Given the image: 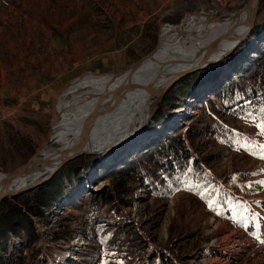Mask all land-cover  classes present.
I'll return each mask as SVG.
<instances>
[{
  "label": "rangeland",
  "instance_id": "1",
  "mask_svg": "<svg viewBox=\"0 0 264 264\" xmlns=\"http://www.w3.org/2000/svg\"><path fill=\"white\" fill-rule=\"evenodd\" d=\"M208 3L0 0V173L42 148L67 85L88 73L125 72L155 49L166 25L223 13ZM183 37L189 46L191 35ZM212 64L180 78L155 104L157 93L139 95L115 149L82 154L53 175L57 199L44 215L25 204L33 190L5 198L17 230L0 232V264H264V19ZM186 127L199 159L181 158L171 174L143 162V181L116 174Z\"/></svg>",
  "mask_w": 264,
  "mask_h": 264
},
{
  "label": "bare ground",
  "instance_id": "2",
  "mask_svg": "<svg viewBox=\"0 0 264 264\" xmlns=\"http://www.w3.org/2000/svg\"><path fill=\"white\" fill-rule=\"evenodd\" d=\"M200 17L202 20L193 22L191 26L187 24L193 21V17H188L183 25L177 27L164 26L161 31L159 49L136 72L139 76L136 79H139V82L120 94L108 98L100 96L127 80V71L115 78L112 74L88 73L67 85L57 100V110L61 113V120L55 131V140H58L61 146L55 152L53 161L60 159L62 147L70 146V143L78 140L79 135L86 142L72 145L65 151V154H71L79 147L89 152L97 149H115L129 132L131 107L134 100L146 92L148 94L160 92L172 78L174 69L188 67L198 47L209 43L229 26L228 22L208 20L210 16L200 15ZM209 28L215 33L208 41L203 42L196 39V33H203ZM185 32L192 38L189 46L183 37ZM226 44L225 42L220 43L213 56H218L227 46ZM202 53L203 51L197 56L199 59ZM162 68L167 71L160 73ZM183 112H185L184 109ZM3 174L0 173V179ZM41 174L43 172L36 174L32 179L36 180Z\"/></svg>",
  "mask_w": 264,
  "mask_h": 264
},
{
  "label": "water",
  "instance_id": "3",
  "mask_svg": "<svg viewBox=\"0 0 264 264\" xmlns=\"http://www.w3.org/2000/svg\"><path fill=\"white\" fill-rule=\"evenodd\" d=\"M260 1L261 0H247L244 5L237 9L224 11L221 15H211L210 17H208V20L210 21L228 22L229 26L224 32L216 36L209 43L198 47L196 54L188 67L177 70L174 69L172 71V78L168 81L165 87L157 93L154 104L160 97H162L168 91V89L174 83H176L183 76L190 74L194 71L203 69L212 63L219 62L221 59L225 58L227 55L233 52V50H235L236 47L251 34L253 28L255 27L259 12ZM192 14L194 13H189L187 17ZM180 25H183V22ZM222 42L227 43V46L223 48V51L220 50L221 53L218 56H213L216 54V50ZM160 43L161 37L159 39L158 45L153 51L145 55L143 58H141L135 64L125 70L128 73L127 80H124L123 82L115 86L113 90H107L105 93L100 94V96H104V98H108L109 96H116L127 88L131 87L132 85L137 84L139 82V79L137 80L136 78H139V76L136 75V72L145 61L149 60L154 56L156 51L159 49ZM202 51V56L199 59L197 56ZM165 68H162L160 73L166 72L167 70H165ZM121 73H114L112 74V76L113 78H115L121 75ZM61 92L58 93L56 99V111L58 114L57 118L52 122L49 134L47 135L42 148L39 149L24 165L20 166L14 171L4 173L1 177L0 204L7 197L17 196L19 194L32 190L33 188L48 181L64 164L82 154H96L102 151L113 150L97 149L94 152H89L79 147L71 154H65V151L71 148L72 145L77 144L79 142V144H84L86 142L85 139H81L79 135L78 140L70 143V146H63L61 151L62 155L60 159H58L56 162L53 161L55 152H57L58 149V147H56V143H58V140H55V131L56 128L59 126V122L61 120V113L57 110V100ZM41 172H43V174H41L36 180L32 179L33 176Z\"/></svg>",
  "mask_w": 264,
  "mask_h": 264
},
{
  "label": "trees",
  "instance_id": "4",
  "mask_svg": "<svg viewBox=\"0 0 264 264\" xmlns=\"http://www.w3.org/2000/svg\"><path fill=\"white\" fill-rule=\"evenodd\" d=\"M264 5V0L260 1V6H259V12H258V17H257V22L256 25H258L260 23V13H261V9L262 6ZM260 64V62L258 63ZM257 64V65H258ZM255 65V64H254ZM221 68V64H212L210 66H208L206 69H204V71H216L217 69ZM195 74L190 75L188 78L190 77H194ZM186 78L185 80H183L184 82H186V80L188 79ZM190 83L192 81V83L194 84H199V80L195 78H190ZM189 81V80H188ZM224 91V89H222V92ZM222 94V93H221ZM221 94L219 96H221ZM208 104V102H207ZM191 129L190 127H186V129H181L180 132H177L174 136H170L169 138H167V142L168 143H157L155 145H153L151 148H148L145 150V152L143 154L140 155V159L139 160H133L127 164H124L121 168H119L116 174H119L123 177H126L127 180L128 179H133L135 178L137 181H143L145 175L148 177L147 173L144 174L140 168V165L145 162V164L148 165V163L151 162H155V170L153 171V166H146L147 168H151L152 169L150 171H153L154 174H158V170L160 169H165V172H168L169 174H171L172 172H174V169L176 166H178V162L179 160L184 159L185 161L188 159H199V156L196 154L195 149H193L194 147L192 146L193 144H191V142H188L191 138ZM174 147L173 148V152L168 156L167 154V150L166 147ZM156 156H159L158 158ZM168 159V160H162V159ZM157 175H154V177ZM54 177V176H53ZM52 177V178H53ZM51 178V179H52ZM127 180H122L120 182V185H125L126 186V181ZM55 187V185L52 184V182H50V179L46 182H44L43 184L33 188L32 190L34 191L33 196H27L26 202L25 204L28 207V210L33 212V214L35 216H42L45 214L44 211V207H50L51 204L57 199L55 197V195H53L54 197L51 196V190ZM32 190H29L27 192H24L22 194L31 192ZM19 194L17 196H12L13 198H18L20 197ZM30 200H33V204L30 203ZM4 201H2L1 203V209H0V232H8V231H13L16 232L17 230V225L16 224H11L9 217L6 215V212L4 211ZM3 206V207H2ZM20 214H23V212H21ZM26 216V215H24ZM32 236V234H29V243L33 242V238L30 237ZM19 262L18 259L15 260V262Z\"/></svg>",
  "mask_w": 264,
  "mask_h": 264
},
{
  "label": "crops",
  "instance_id": "5",
  "mask_svg": "<svg viewBox=\"0 0 264 264\" xmlns=\"http://www.w3.org/2000/svg\"><path fill=\"white\" fill-rule=\"evenodd\" d=\"M209 5L214 6L215 10L219 12L229 11L237 9L244 5L247 0H208ZM264 19V5L262 6L260 13V22Z\"/></svg>",
  "mask_w": 264,
  "mask_h": 264
},
{
  "label": "snow or ice",
  "instance_id": "6",
  "mask_svg": "<svg viewBox=\"0 0 264 264\" xmlns=\"http://www.w3.org/2000/svg\"><path fill=\"white\" fill-rule=\"evenodd\" d=\"M258 127L260 128V134L264 135V120L261 121V123L258 125ZM261 148H264V145L260 146ZM262 155H264V153H262ZM210 207H214L213 203H210L209 205ZM105 264H107V261L105 262Z\"/></svg>",
  "mask_w": 264,
  "mask_h": 264
}]
</instances>
